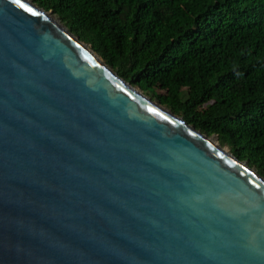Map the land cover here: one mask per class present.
<instances>
[{"label":"water","instance_id":"1","mask_svg":"<svg viewBox=\"0 0 264 264\" xmlns=\"http://www.w3.org/2000/svg\"><path fill=\"white\" fill-rule=\"evenodd\" d=\"M48 13L0 0V264H264V178Z\"/></svg>","mask_w":264,"mask_h":264},{"label":"trees","instance_id":"2","mask_svg":"<svg viewBox=\"0 0 264 264\" xmlns=\"http://www.w3.org/2000/svg\"><path fill=\"white\" fill-rule=\"evenodd\" d=\"M264 178V0H31Z\"/></svg>","mask_w":264,"mask_h":264},{"label":"rangeland","instance_id":"3","mask_svg":"<svg viewBox=\"0 0 264 264\" xmlns=\"http://www.w3.org/2000/svg\"><path fill=\"white\" fill-rule=\"evenodd\" d=\"M49 14V13H48ZM50 16H52L53 18H56L55 16H53L52 14H49ZM141 94H143L144 96H147L149 97L148 95H146L145 93L141 92ZM150 98V97H149ZM211 137H214V136H211Z\"/></svg>","mask_w":264,"mask_h":264}]
</instances>
